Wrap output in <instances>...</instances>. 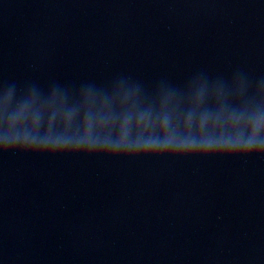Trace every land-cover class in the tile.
Wrapping results in <instances>:
<instances>
[{
    "label": "water",
    "instance_id": "95a60500",
    "mask_svg": "<svg viewBox=\"0 0 264 264\" xmlns=\"http://www.w3.org/2000/svg\"><path fill=\"white\" fill-rule=\"evenodd\" d=\"M28 102L38 138L165 106L250 127L264 0H0V134ZM0 264H264V155L0 144Z\"/></svg>",
    "mask_w": 264,
    "mask_h": 264
},
{
    "label": "clouds",
    "instance_id": "9594fccd",
    "mask_svg": "<svg viewBox=\"0 0 264 264\" xmlns=\"http://www.w3.org/2000/svg\"><path fill=\"white\" fill-rule=\"evenodd\" d=\"M10 94V93H9ZM166 106L153 117L150 112L133 116L128 113L120 119L118 137L113 142L108 136L101 138L105 128L109 130L115 123L108 120H98L95 123L86 119L84 135L75 140L67 135L53 137L51 128L56 118L54 113L49 118V132L43 138H38L37 129L40 125L42 113L34 108L30 102L20 107L18 111L8 116V127L0 134V144L4 149L16 148L32 149L33 146H52L53 149H63L71 144L76 148H85L88 151L105 150L113 154L125 152L127 154H259L264 155V113L250 120V127H237L232 130L225 129L220 133L214 131V126L220 117L209 113H200L193 107L182 120L175 122L165 112ZM237 124L240 119L233 116ZM211 124V127H210ZM27 125V126H26ZM26 126V127H25ZM100 127L101 131H96ZM96 135L93 136V131ZM135 139H130L132 131ZM159 133L157 136L155 133Z\"/></svg>",
    "mask_w": 264,
    "mask_h": 264
}]
</instances>
